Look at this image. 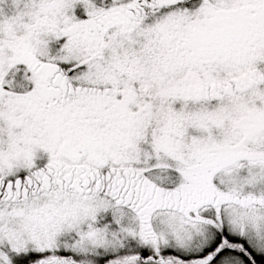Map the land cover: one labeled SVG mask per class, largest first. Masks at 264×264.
Instances as JSON below:
<instances>
[{
  "label": "snow or ice",
  "instance_id": "1",
  "mask_svg": "<svg viewBox=\"0 0 264 264\" xmlns=\"http://www.w3.org/2000/svg\"><path fill=\"white\" fill-rule=\"evenodd\" d=\"M0 264H264V0H0Z\"/></svg>",
  "mask_w": 264,
  "mask_h": 264
}]
</instances>
